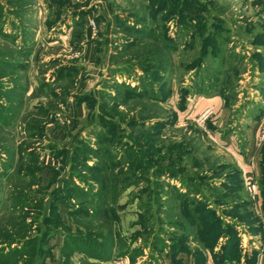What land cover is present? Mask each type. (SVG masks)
Listing matches in <instances>:
<instances>
[{
    "label": "rangeland",
    "instance_id": "obj_1",
    "mask_svg": "<svg viewBox=\"0 0 264 264\" xmlns=\"http://www.w3.org/2000/svg\"><path fill=\"white\" fill-rule=\"evenodd\" d=\"M256 4L0 0V105L11 107L0 120V165L11 167L0 178V264H217L228 235L231 264H243L261 232L255 201L213 138L215 120L203 129L179 113L196 70L204 90L225 95L226 130L242 129L241 109L261 107L239 78L257 62L264 79L245 45L256 32L248 20L264 23ZM129 61L167 70L159 83L140 64L122 75ZM261 165L260 182L264 156ZM86 242L94 256L79 252Z\"/></svg>",
    "mask_w": 264,
    "mask_h": 264
},
{
    "label": "crops",
    "instance_id": "obj_2",
    "mask_svg": "<svg viewBox=\"0 0 264 264\" xmlns=\"http://www.w3.org/2000/svg\"><path fill=\"white\" fill-rule=\"evenodd\" d=\"M249 1L253 5H257L256 3L258 0ZM259 19V17L249 19L248 22L250 25H247L246 27L247 29L256 28V32L254 33V35L250 34L252 35L250 42H245V45L247 46L246 48L251 51V54L249 56L250 59L252 58V54H261L263 52L262 49L264 50V47L260 46V44H254L257 41H255L256 38L259 39L261 34L264 35V23L259 25ZM71 28H73V25L71 26ZM71 28L69 29V31L71 30ZM253 32L254 31H252V33ZM98 39H102V37L99 36ZM92 45L98 47V44H96L95 41H93ZM241 48L242 44L237 46V52H239ZM249 58L247 57L246 59ZM256 63L257 62H253V65L251 64L252 69L248 68L244 73L240 74L239 78H242L240 84H243L240 89L245 88L246 84H248L251 91L261 94L262 97L260 98V105H262L259 109L256 110L253 109L250 105L247 106V109L244 108V110H240L244 118L243 123H241V125H243L242 129H233V127H231V130H226V127H222V118L225 113L226 99L225 95H223V93L221 92L219 93L218 91L204 90V92L199 94H196L195 92V94H193L188 99L186 110L183 113H179V116L182 120H192L207 108L214 109L215 117L213 121H215L213 123L215 124L213 126L212 132L213 138L215 139L216 143L223 150L227 151L231 158L236 162V164L242 171L244 183L246 184V181H253L258 187L257 199L254 203V211L257 219L260 222L261 232L252 237L250 241V249L248 252H246V254L248 257H251L254 253H256L254 264H264V197L260 184L262 175L261 162L264 156L262 150V144L264 141H261L260 139L262 132L261 122L264 118V79L262 80L258 76L259 70L256 66ZM250 69L253 72L252 75ZM192 76L191 79L193 78ZM246 104H249V102L245 103V107Z\"/></svg>",
    "mask_w": 264,
    "mask_h": 264
},
{
    "label": "trees",
    "instance_id": "obj_3",
    "mask_svg": "<svg viewBox=\"0 0 264 264\" xmlns=\"http://www.w3.org/2000/svg\"><path fill=\"white\" fill-rule=\"evenodd\" d=\"M161 1V3H163L164 2V5H169L170 4V2L172 1V0H160ZM162 6V8H160V9H162L163 10V8L165 7V6ZM181 8V7H180ZM159 10V9H158ZM159 13V12H158ZM180 13H177L176 15L175 14H172L171 16L174 18L175 16L176 17H178V18H181V14L179 15ZM215 25H213V27H214ZM202 27H206V26H202ZM202 27H200V28H202ZM218 28H219V26H217ZM130 28L131 27H126V29L125 30H130ZM263 28H264V26H263ZM133 30V33H135L136 35H142V33H144L143 32V29L142 30H140V28H137V27H134V28H132L130 31H132ZM145 30H147V29H145ZM144 36H146V38H153L154 37V35H153V33H146V34H144ZM156 39V41L158 42L159 40H160V38H154V40ZM213 39V40H212ZM260 39H263L264 40V35H262L261 34V36L259 37V40ZM259 40L258 41H256V43H254V44H259L260 42H259ZM215 41H217V36H211V35H206V36H204V42L207 44V43H212V42H215ZM132 44H137V41H132L131 42ZM158 44V43H157ZM204 44V43H203ZM159 45V44H158ZM159 46H163V47H166L167 49H170V48H172L171 47V43H170V41H165V40H161V43H160V45ZM211 47V45H207V47L206 46H203V49H205L204 51L206 52V53H208L207 52V50L211 53L212 51H210V48ZM156 48V47H155ZM156 50V49H155ZM211 50H213V49H211ZM173 51V50H172ZM162 52V51H161ZM204 52V53H205ZM155 53V52H154ZM157 53H160V52H157ZM213 53V52H212ZM160 55V54H159ZM255 55H257V61L258 62H262L261 63V69L263 70L264 69V56H261V54H255ZM202 59V58H201ZM161 60V59H160ZM162 61V60H161ZM129 65H126V67L127 68H118L117 69V71H119L122 75H124V73H125V71L127 72L126 74H129L130 72L131 73H134V71H135V69L136 68H139V66H138V64H140V66L141 67H144V68H146V69H151L152 71H154L155 72V76H156V82H161L163 79H162V77H158V75H156V74H158V73H165V71L167 70L163 65H162V62L161 63H159V64H155V63H152V62H150V63H142V62H139V63H136V62H134V61H129V63H128ZM201 64V63H200ZM199 64V65H200ZM147 65V66H146ZM193 65H189V67H188V69L190 70V67H192ZM115 72V71H114ZM130 73V74H131ZM217 73V72H216ZM145 74V73H144ZM201 74L198 72V70H196V72H194V76H193V78L192 79H194L193 80V83L189 86V87H187L186 88V90L184 91V94H183V99H182V101H183V103H182V107H181V111H185L186 110V106L185 107H183V104L185 103V105L187 104V102H188V99L193 95V94H195V92H197V88H199L200 90H202V92H204V88H205V84H204V82H202V81H204L205 79H203L202 80V77L200 76ZM140 77V79H141V81L142 82H147V83H149L150 85L151 84H153L152 83V80H151V78L149 77V75H147V74H145V75H143V76H139ZM198 80H201V81H199L198 82ZM197 82H198V84H197ZM116 83L118 84V82L116 81ZM211 85V83H209L208 84V86H210ZM207 86V87H208ZM210 88V87H209ZM215 88H216V85H215ZM126 89V88H125ZM127 90H129V91H131V92H135L132 88L130 89V87L129 88H127ZM199 90V91H200ZM210 90V89H209ZM158 92V91H157ZM158 94V93H157ZM135 95V94H134ZM133 95V96H134ZM156 100H160L159 99V97H158V95H156ZM7 110H10L11 111V107H7V106H1L0 105V114H2L3 115V119L0 117V120L2 121V122H4L5 121V119L7 120V116L6 115H4V113H7ZM9 114V113H8ZM1 116V115H0ZM4 150V147L3 146H1L0 145V152H2ZM1 156V155H0ZM1 158V157H0ZM1 165H0V178H4V171L6 172L7 170H10V166H8V165H6L7 163L4 161H2L1 160ZM239 168V167H238ZM6 169V170H5ZM240 179H239V182L241 183V185H243L244 186V181H243V177H242V172H240ZM242 178V179H241ZM260 184H261V189H262V191H263V197H264V178H263V180L260 182ZM190 216H191V214H190ZM228 228H231L230 229V231H234L235 232V228H234V226L232 227H228ZM234 229V230H233ZM229 231V230H228ZM208 233V232H207ZM212 234V231H210V235ZM222 235V234H221ZM224 236V235H223ZM221 237V236H220ZM220 237L218 236V237H213L211 240H210V245H212V244H215V245H217V242L219 241V239H220ZM227 237V236H226ZM231 237H230V235H228V240H226V243L224 244V245H222L221 246V250L219 251V253H217L216 255H217V259L215 260L216 261V263L217 264H228V263H231V262H235V261H237V258H236V256H234V249L235 248H237V245H233V244H231L230 242H231ZM80 241H81V239H80ZM82 243H85V242H82ZM86 245L88 246L87 247V252H85L83 249H85V248H82V249H79L80 251L79 252H83V253H85V255H88V256H94V255H91V254H95L93 251H91V250H93L92 248H93V245L91 244V243H89V242H86ZM85 245H83L82 247H84ZM81 248V247H80ZM97 254V253H96ZM200 259L203 261V258L202 257H200ZM255 259H256V253H254L251 257H245V259H244V262H243V264H254L255 263ZM242 264V263H241Z\"/></svg>",
    "mask_w": 264,
    "mask_h": 264
},
{
    "label": "built area",
    "instance_id": "obj_4",
    "mask_svg": "<svg viewBox=\"0 0 264 264\" xmlns=\"http://www.w3.org/2000/svg\"><path fill=\"white\" fill-rule=\"evenodd\" d=\"M215 117V111L213 108H207L205 111H203L201 114L197 115L194 119L195 123L199 125L201 128L206 129L208 127V124L213 121ZM262 125V132H261V141L264 140V118L261 122ZM246 189L251 196V198L255 201L257 199V191L258 187L256 183L253 181H246Z\"/></svg>",
    "mask_w": 264,
    "mask_h": 264
}]
</instances>
